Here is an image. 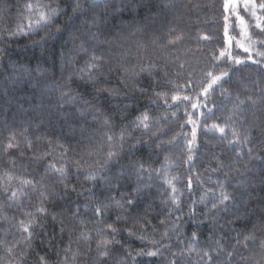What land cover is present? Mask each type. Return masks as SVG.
Wrapping results in <instances>:
<instances>
[{"label":"trees","instance_id":"obj_1","mask_svg":"<svg viewBox=\"0 0 264 264\" xmlns=\"http://www.w3.org/2000/svg\"><path fill=\"white\" fill-rule=\"evenodd\" d=\"M28 2L0 0V264H19L21 260L22 264H39L41 256L48 264H61L69 232H72L74 250L77 244L82 250L86 244L92 246L88 252L91 259H81L80 264H113L114 259H126L125 250L136 257L132 264H167L172 253L189 246L193 232L199 237V242L192 247L198 251L215 247L214 241L221 235L226 238L227 250L231 251L232 237L237 232H256L257 235L264 232L259 227L262 220L260 209L264 207V186L260 185L259 177L264 174V158L250 160L246 151L247 147H252L253 157H264V134H261L264 117L259 127H252L253 140L246 146L230 145L229 141L235 137L227 128L223 134L225 139H221L218 132L205 130L213 123L224 126L236 95L244 99L245 89L251 88L250 80L264 81V55H261L264 53V45L261 44L264 41V8L259 7L264 0H256L255 15H246L249 51L243 50L236 42L229 47L228 27L234 37L240 36V32L237 18H229L223 8L225 0H184L187 7L175 10L177 19H173L171 11L161 12L158 5H180L181 0H144L145 7L132 11L117 7L116 11L105 14L102 8L98 10L97 15L105 23L100 28L99 41L92 45L96 47L97 54L103 51L109 58L108 49L111 47L114 52L128 54L125 62L129 67L156 65V70L128 74L126 77L120 70L108 73L109 67L116 69L114 61L106 64L104 71L107 74L103 77L102 87L118 90L115 94L108 91L98 93L91 82L79 75L67 82L99 113L109 117L111 127H105L102 119L94 120L91 114L81 117V104L65 103L60 99L61 88L58 85L65 83L61 79L62 71L67 67L65 54L71 50L75 58L74 66L78 67H83L88 58V52L80 49V41L76 39H83L85 26L82 21L85 16L73 14L70 0H33L58 7L61 11L47 26L41 24L31 30L25 28L22 32L8 35L9 31L16 30L18 23H26L27 18L35 19L36 13L25 7ZM90 3L92 0H85V7ZM119 3L120 0H117V5ZM153 14H157L154 22L149 19ZM69 17H73L71 22ZM172 28H176V33L169 34ZM176 34L181 35V40L168 43L175 39ZM202 35L210 39L202 40ZM221 51L225 53L223 57L219 56ZM236 59L244 63L235 64ZM181 63L184 70L179 68ZM161 68L167 70L166 76L159 71ZM208 72L213 75L228 72L230 76L226 78L227 82H220V87L214 86L210 90L207 108L194 109L192 104L205 102L202 97L198 101L197 97L208 82ZM189 80L192 82L190 86L187 83ZM223 89H227L231 97L222 96ZM155 92L164 95L158 98ZM174 95L191 99L173 101L171 97ZM208 109H212L213 114H209ZM144 111L153 118V131L163 125L165 135L160 136L161 140L176 137L171 146L157 147L159 141L156 137L143 128L135 127L136 118ZM165 115L167 121L162 119ZM247 118L249 121L252 119L250 107ZM189 120L197 126V147L193 150L192 164L185 163L188 155L186 140L191 139L193 129ZM124 128L130 137L119 141L118 133ZM240 130L243 128L240 127ZM106 133L114 138L110 150L118 152L116 159L107 163L105 155L110 142ZM11 137L20 141L19 149L7 148ZM25 140L38 150L32 152L25 149ZM63 149L69 150L66 155L68 175L64 183L69 188L75 187V192L62 191L63 185L59 183L62 177L48 167L49 164L61 167ZM238 152L244 155L237 156ZM42 155L43 159L34 162V157ZM12 160L16 162L15 166ZM74 161H79L81 166L77 168ZM218 161L233 164L236 169L247 165L244 176L251 180L252 191L250 199L244 200L248 205L246 216L236 219L231 215L232 205L239 207V203L233 201L229 203L227 212L220 210L214 228L209 212L212 194H218L216 181H225L223 172L229 171H214ZM137 162L144 165V171H139ZM98 165H103V168L90 181L89 172ZM114 173L120 174L118 184L112 181ZM172 177L178 178L173 183L179 190L180 210H173V215L168 216V210L172 208V193L166 180ZM188 177L192 178L191 190L187 188ZM239 179L232 171L226 180L228 191L237 196L239 193H235L234 188ZM20 181H28L29 185L22 186ZM21 187L27 195L20 196L18 200L7 199L3 194L5 188ZM40 192L50 193L43 204ZM109 195L111 201L106 199ZM201 197H204L202 201ZM129 200L133 201L134 207H128ZM115 201H120L122 207H117ZM193 201L198 203L193 204ZM93 204L106 209L103 226L111 225L119 230L115 237L108 235L114 242L109 258L96 252V241L101 236L96 232L98 225L95 223ZM41 206L48 213L58 214L57 220H53L51 215H39L36 209ZM190 206L195 209L192 215L189 214ZM125 208L128 209L126 214ZM77 210L81 220L72 219ZM33 216L41 226L30 228L32 241L25 248L23 244H18L25 240L21 222L27 224ZM176 217L181 219L176 220ZM161 220L165 221L164 225ZM229 220L231 225L226 224ZM61 221L63 233L60 231ZM81 221L89 229L88 241L77 239ZM140 225H144V230ZM219 225H224L223 231ZM128 229L134 234L130 235ZM166 229L169 234L163 237ZM100 231L107 235L103 229ZM161 245L171 247L165 250ZM8 248L13 249L12 254L7 252ZM158 249L163 252V257L147 255ZM243 254L247 255L246 252ZM177 259L178 264H198L199 257L193 253L182 260ZM223 259L221 255V262ZM69 264H72L71 260Z\"/></svg>","mask_w":264,"mask_h":264},{"label":"snow or ice","instance_id":"obj_2","mask_svg":"<svg viewBox=\"0 0 264 264\" xmlns=\"http://www.w3.org/2000/svg\"><path fill=\"white\" fill-rule=\"evenodd\" d=\"M190 2V0H189ZM252 4L253 7H255L254 0H244V7H249V4ZM69 6L72 9V12L74 15H84L85 19L82 21V24L85 26V30L83 31V39L80 37H76L77 40L80 41L79 47L82 51L88 52V58L84 61L83 67L74 66L75 65V58L71 55V50L65 54L66 57V65L67 67L62 71L61 73V79L65 82L63 84H59L58 86L61 88L60 93V99L64 101L65 103H79L81 104V111L80 115L81 117H84L86 115H93L94 120L102 119L103 125L105 127H111L110 119L107 115H104L102 113H99V110L95 108V106L88 101L87 99L82 98L79 93H77L73 88L68 86V81H71L74 76L79 75L82 79L89 81L92 83L93 87L96 89V91L102 92V91H108L109 93L115 94L118 90L115 89H104L102 87L103 83V77L107 74L104 71V66L106 64H110L111 62H115L116 69H113L112 67L108 68V73H111L114 70H120L122 71L125 76L127 77L128 74L132 75H138L141 72L149 71V70H156V65L154 63H150L147 65V67L143 65H132L131 67L128 66V64L125 62L127 53H121L119 51H113L111 47L108 49V57L106 58V55L103 51H101L100 54H97L96 47H92V45L97 44L99 41V32L101 26L105 23L104 19H101L97 12L102 8L103 12L106 14L110 11H116L117 7H119L120 10L127 9L129 11H132L136 8L145 7L144 0H120L119 5H117V0H92V3L88 4L87 8L85 7V0H70ZM194 7L198 5H193ZM232 7L233 11H235L237 4L235 0H225V3L223 5V8L225 10H228L229 7ZM26 9L29 11H34L36 13L35 19L27 18L26 23H18L15 31H9L8 35H14L17 32H22L27 28L28 30H31L34 26H39L41 24L47 26L51 20L61 11L58 7H52L50 4H42L39 2H33V0H29V2L25 5ZM180 7H187V4L184 3V0H181L180 5H177L175 3H161L158 5V8L161 12H173V19H177L175 16V10ZM259 7L264 8V3H261ZM157 14H153L149 17L153 22L155 21ZM90 17V18H89ZM23 19V18H22ZM69 22L72 21L73 17H69ZM225 20L228 19L227 16L224 17ZM241 25H243V18L240 17ZM95 29V31H93ZM60 29H57L59 31ZM77 30L79 31V26L77 27ZM142 29H138V31H141ZM227 32V28H225V33ZM176 33V28H172L169 30V34ZM244 35H246V32H243ZM264 34V33H262ZM181 35L176 34L174 40L168 41V43H175V41L181 40ZM200 39L202 40H209L210 37L207 35L200 36ZM155 41H153L154 43ZM87 43V46H86ZM111 45V42H108ZM261 44L264 45V41H261ZM243 47V45H240ZM245 51H249V49L245 48ZM225 53L223 51L220 52L219 56L223 57ZM261 55H264V53H261ZM216 59H219V57H215ZM250 58V57H249ZM235 64H242L244 61H241L239 59H236L234 61ZM179 68L181 70H184V64L181 63L179 65ZM159 71H163L165 73V76L167 75V70L165 68L159 69ZM230 74L228 72H222L219 75H213L212 72L206 73V77L208 78V82L206 86H204L201 89L200 95L197 97V100L199 101L201 97L205 101L203 104L201 103H195L192 104V107L194 109H199L200 107L207 108V100L209 97L210 90H212L215 87H220L221 81L227 82L226 78H229ZM55 79V77H53ZM171 83V82H170ZM188 85H191V80H189ZM249 83L251 84V88H246L244 91V99H241L239 95H236V99L233 102L232 109L230 110L227 117H225L226 123L224 126H221L218 123H213L211 126H206V131H215L221 134V139H225L226 137L223 135L225 133L226 128L228 131L231 132L232 136L235 137L234 140L229 141V144L233 147L239 146L241 144L248 145L252 142L253 137L251 135V129L252 127H259L261 118L264 117V81L261 80H250ZM99 86V87H97ZM143 91V90H142ZM222 96L231 97V93H228L227 89L222 90ZM155 96L158 98L163 96V93L155 92ZM173 101L176 100H189L191 97H180L177 95H174L171 97ZM165 102H167L165 100ZM213 107H217L216 105H213ZM251 108V121L247 118L248 116V109ZM209 114L212 113V109H208ZM173 116H175V113H172ZM203 115V113H201ZM162 119L167 121V116H163ZM189 123L193 124V129L191 133V139L186 140L187 145V158L185 163L192 164L194 162V155L193 150L195 147H197L196 140V124L194 121L189 120ZM134 125L136 128H143L146 132H150L152 136L156 137V139L159 141L157 144V147L163 146H171L173 142L176 140V137H172L171 140H161L160 136L165 135L163 131V125H159L156 127L155 131H153V118L149 115L147 111L142 112L134 122ZM239 125L243 128V130H240V127H237ZM261 134H264V128L261 129ZM107 141H109L108 148L109 150L106 152L105 155V163L110 160H115L118 156V152H114L110 150L112 148V141L113 136L109 134H105ZM126 137H130V133L127 132V129H121V131L118 133V139L119 141L125 140ZM136 143H140V141H136ZM25 149L28 151L35 152L38 149H34L32 143L27 142L25 140L24 144ZM7 148H20V141H17L15 137H11L9 140V143L7 145ZM68 149H63L64 155L61 156V167L57 168L55 164H49L48 167L52 169L54 172H56L62 179H60L59 183L63 185L62 191L68 192L72 191L75 192V187L69 188V185L64 183V179L67 178L68 175V169L66 167V164L68 163L66 159V155ZM247 155L249 159H262L264 157H253V148L247 147L246 149ZM244 153L238 152L237 156H242ZM21 156H23V153L21 152ZM43 155L40 157H34V162H39V160L43 159ZM11 160V158H9ZM167 159V158H166ZM12 165L15 166V161L12 160ZM77 168H79L81 165L79 164V161L73 162ZM137 166L139 171H144V165L142 163L137 162ZM103 168V165H98V167L94 170H91L89 172V180L95 179L97 175L100 174V170ZM228 169L229 171H224L223 174L225 176V181L217 180L216 184L219 187L218 194L216 192H213L212 194V203L211 208L209 209V212L212 214V219L210 220V223L215 228L217 226V219L219 212L221 209H223L225 212L228 211V205L229 203L236 201L239 203V207H236V204H233V211L231 215L235 217L236 219H239L241 216L247 215V207L248 205L244 202L245 198L250 199L251 197V191H252V183L251 180L244 176V172L247 171V165H244L242 169H236L234 168L233 164H225L222 161H218L216 165L215 170H225ZM235 171L237 176L240 177L238 180L237 185L234 188L235 193H239V196L235 195L234 193H230L226 186V180L230 174V172ZM197 179H199V173L196 174ZM178 179L177 177H172L171 179H167L166 183L171 186V201H172V208L168 210L167 215L172 216L173 210L179 211L180 210V201H179V190L174 186L173 181ZM120 180V174L114 173L112 176V181L119 183ZM22 186H28V181H20ZM259 183L261 186H264V174H262L259 177ZM43 187V185H42ZM187 188L189 190L192 189V178H187ZM33 191H35V187L32 186ZM3 194L7 199L10 200H18L20 196H26L27 194L24 193L23 187L21 188H5L3 189ZM50 193L47 192H40L39 196L41 199V204H43ZM107 200L111 201L112 197L109 195ZM204 199V197H201V201ZM103 203V202H102ZM117 207H122L120 204V201H115ZM167 203V202H166ZM198 203V201H193V204ZM128 207H134L133 201H127ZM92 209L95 215V223L98 225V228L96 229L97 235H100L101 238L96 241V252L99 256L104 258H109L112 255V249H113V240L108 238V235H111L112 237H115L118 235L119 230L115 227H112L111 225H108L106 228L103 226V218L106 215V209H102L100 205L93 204ZM215 210V211H213ZM36 212L39 215H51L53 220H57L58 214L56 213H48L46 209L41 206L36 209ZM128 212V209H124V213L126 214ZM195 213V209L190 206L189 208V214L192 215ZM260 216L262 218L260 223V229L264 230V207H261L260 209ZM72 219L74 220H81L79 211L74 212L72 214ZM119 219V217H118ZM181 219V217H176V220ZM160 223L162 225L165 224L164 220H161ZM203 223V221H201ZM232 221H226V224L231 225ZM22 224V231L25 234V240L19 241L18 244H23L25 248L31 245L32 241V231H30V228L32 227H40L41 224L39 220L35 216L31 217L28 220L27 224ZM61 233L64 231V226L61 221ZM255 227V225L253 226ZM141 230H144V225H140ZM219 228L221 231H223L224 225H219ZM101 229H103V233H106L107 235H104L101 233ZM72 231H76V229H72ZM129 234L133 235L134 233L131 231V229H128ZM153 231H155V228H153ZM169 234V230L166 229L163 232V237H167ZM77 239L88 241L89 240V229L84 224L83 221H81L80 224V230L78 233ZM72 232H69V242L68 245L63 250L65 255L64 259L61 261V264H69V260L72 261V264H80L81 259L83 260H90L91 257L88 255V252L91 250V244H86L84 249L82 250L80 245L77 244V247L75 250L72 248ZM232 243H231V251L227 250L226 247V238L224 236H218L214 243L215 247L209 248V249H202L197 250L196 248L192 247L193 244H196L199 242V237L195 232L192 233L191 238L189 240V246L186 248H182L178 253H172L171 259L167 261V264H178V259L181 260L185 256H190L193 253L199 257L198 264H262V261H264V232L262 234L257 235L256 232H249L247 234L239 233L237 232L232 237ZM116 244H119V241H115ZM155 243V242H154ZM162 248L165 250H168L171 245H161ZM179 247V245H178ZM242 250V251H241ZM7 252L9 254H12L13 249L8 248ZM247 253V255H244L243 253ZM126 259L121 260H113V264H132V262L135 261L136 257L132 256V253L130 251L125 250ZM140 255V253H138ZM147 255L152 257H163V252H161L159 249L157 251L148 252ZM221 255H223V262H221ZM19 264H22V260L19 262ZM39 264H48L45 257L41 256L39 257Z\"/></svg>","mask_w":264,"mask_h":264},{"label":"rangeland","instance_id":"obj_3","mask_svg":"<svg viewBox=\"0 0 264 264\" xmlns=\"http://www.w3.org/2000/svg\"><path fill=\"white\" fill-rule=\"evenodd\" d=\"M237 7L235 9V11H233L232 7L230 6L229 9L227 10V14L228 17H236L238 20V29L240 32V36L238 37H234L233 35H231L229 33V27H228V33H227V41L229 44V47L231 48V46L233 45V43L235 44V42L237 43V45L239 47H241L240 45H243V47H241L243 50H245V48L250 49V44L247 42L248 39V34H249V25H248V20L246 15L251 14V15H255L256 14V6L253 7L252 4H249V7L245 8L244 5V0H235ZM254 3L256 5V0H254ZM240 17L243 18V25H241L240 22ZM243 32H246V35L243 34Z\"/></svg>","mask_w":264,"mask_h":264}]
</instances>
